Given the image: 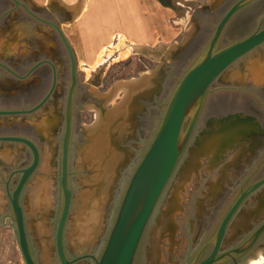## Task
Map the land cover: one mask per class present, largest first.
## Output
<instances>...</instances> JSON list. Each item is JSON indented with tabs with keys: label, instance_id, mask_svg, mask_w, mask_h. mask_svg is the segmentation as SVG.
Segmentation results:
<instances>
[{
	"label": "rangeland",
	"instance_id": "obj_1",
	"mask_svg": "<svg viewBox=\"0 0 264 264\" xmlns=\"http://www.w3.org/2000/svg\"><path fill=\"white\" fill-rule=\"evenodd\" d=\"M238 1L211 0L204 7H199L195 4L183 3L181 0H159L162 6L175 12L174 21L177 24L182 25L185 17L189 19L191 25L188 33L176 40L173 48L163 51L159 56L155 51L151 53L150 50L146 52L140 50L135 56L130 57L127 63L117 64L112 63V59H105L90 73L83 71L87 68L82 63V58L87 51L85 37H83L87 29L82 31L79 27H73L69 31V38L74 45L72 47L77 53L79 62H76L77 87L74 90L75 97L71 116L72 142L68 157V188L72 199L64 230V242L68 251V258L72 259L82 255L98 256L101 253L123 192L156 132L165 105L176 83L204 52L215 27L225 13ZM101 13L99 11V14ZM246 15H250V20L240 26L234 34L230 33V28L234 24H241ZM263 16L264 0L253 1L238 12L235 18L233 17L234 19L224 31L219 48L226 47L251 33ZM108 17L107 25H104V21L97 15L93 16L94 21L89 24L92 29L89 40L91 42L98 40L97 46L93 47L94 52L101 49L109 40H100L99 34L103 28L109 34L121 31V26L117 24L118 21L113 14L109 13ZM60 48H58L59 51ZM241 60L237 61V65ZM34 63L27 62L19 68L12 62L9 65L16 74L23 75ZM110 68L109 74L111 75L109 76H112L111 79L113 80L106 86L108 87L107 90H110V94L117 88L119 81L132 79L138 72H143L145 69L153 71L154 81H158V79L162 81L159 94L154 92L152 102L143 104L135 140L125 142V146L131 150L127 159L130 165L128 169L121 172L120 176H117L115 171L119 158L116 157L117 153L113 143L108 141V137L103 132L105 128L100 118V112L103 111L102 105H104L100 100L103 93L107 91L104 89L102 80ZM7 80L9 83L5 88V94L0 97V107H6L4 109L13 110L17 106L30 108L46 93V86L39 88L37 82L35 83L37 88H32L30 87L31 84L23 85L12 77ZM240 87L238 81H234L232 87V84L228 82L226 71H224L209 87L197 130L203 127L211 129L208 123L213 115L212 105L217 104L224 108L225 104L231 102L232 95L234 102L239 101L242 97L239 94ZM242 91L245 93L246 89L243 88ZM249 92L252 93V91ZM19 94H24V102L19 101ZM245 98L247 97L245 96ZM259 100L264 101V98L261 96ZM257 101L256 99L254 103ZM112 106L108 107V110L113 111L117 107L116 104ZM224 116L225 114L221 117ZM45 119L41 120V126L45 124ZM27 120L32 126L31 118H27ZM17 121L16 117H0V125H6V127L1 126L0 135L20 133L15 124ZM49 121L52 122L51 119ZM41 130L40 134L44 135V130ZM23 133L35 139L32 130L26 128ZM96 133L99 134L98 137ZM42 135L40 136L43 139ZM91 135L93 138H97L93 145L88 144ZM50 139V137H47L46 140L43 139L42 144L44 145L41 146L39 166L24 188L20 201L26 232L36 264H59L55 255L54 237L61 211L60 145L58 148L56 145L55 148V144H52ZM194 140L199 141L200 138H197L196 135ZM6 148L7 146H2L0 150L6 151ZM98 149L100 152H96ZM47 150L51 152L48 154ZM0 154H4V152H0ZM197 154L199 152L195 151L193 144H191L182 159V165L186 168L185 173H183V168L176 171L161 199L163 205L169 206L170 201L167 198L174 195L178 208L169 218L164 217V214L161 213L164 208H158L155 213L156 218H152L145 230L134 264H181L178 263V260L183 258L186 248L191 249L190 253L192 254L205 237L211 233L214 220L217 219L218 221L219 217L223 215L239 185L248 176L235 175L237 173L233 174L231 171L227 174L218 175L219 167L214 168L209 173V168H200V162L203 159L199 158ZM201 155L203 153L199 154V156ZM209 160L207 157L205 162L208 163ZM29 162V158L23 161L0 158V264H24L18 247L10 206L7 200L3 199L1 184L6 180L7 173L10 172L11 168L17 169L28 165ZM209 162L211 164L208 165L214 166L216 159ZM253 177L252 180L255 181L264 178V174ZM16 184L17 177L12 180L10 191ZM38 191L40 192L39 196ZM213 206H217V210L212 211V216L207 219ZM252 219L262 222L264 220V208L248 215L245 219L246 225L241 230L248 231ZM168 222L173 223L174 232L172 235H168L169 232L166 228ZM204 222H207L209 227L201 232ZM235 225L236 222L231 224L226 243L235 241L233 239ZM239 241L241 242L243 239ZM225 247L224 249H227ZM259 254L264 256V236L240 264H247L249 260L255 259ZM76 264H86V261Z\"/></svg>",
	"mask_w": 264,
	"mask_h": 264
},
{
	"label": "crops",
	"instance_id": "obj_2",
	"mask_svg": "<svg viewBox=\"0 0 264 264\" xmlns=\"http://www.w3.org/2000/svg\"><path fill=\"white\" fill-rule=\"evenodd\" d=\"M99 11L102 13L99 14ZM109 13L113 14L118 21L117 24L121 26V31L109 34L104 28H101L100 40H109L101 49H97V52L95 50V53L93 47L97 46L98 40L93 42L89 40V35L92 34L89 24L94 21L93 16L97 15L104 21V25H107ZM175 17V12L162 6L159 0H0V97L5 94V88L9 83L7 79L9 77L15 79L18 75L13 69H10L11 62L19 68L27 62L36 63L40 59L57 60L58 48L63 42L51 25L59 29L75 62H79V60L74 47H72L74 45L69 38V31L73 27H79L82 31L87 29L83 35L87 51L82 58V63L85 64L83 66L89 68L90 64L93 65L103 51H105L101 58L103 61L112 59V63H118L120 61L118 56L127 50L129 51L128 57L135 56L140 50H144V52L150 50L151 53L155 51L159 56L163 51L173 48L176 40L186 35L191 25L187 17L182 21V25L174 21ZM136 46L141 49L137 51ZM109 53L111 55L108 57ZM263 70L264 68L257 65L239 79H234L236 77L234 76L233 81L240 82L239 94L242 97L239 101L234 102L232 95L231 102L225 104L224 108L213 104L211 109L213 115L208 123L210 128L217 131L216 120L222 115L233 111L245 112L246 105L254 104L256 98L260 102L261 96L264 98V88L256 90L264 83ZM26 78L23 85H30L33 77L26 75ZM246 78H249L256 88L249 89L252 93L249 91L247 93V89L244 87ZM227 79L229 80L228 76ZM158 81H154L152 70L145 69L143 72H138L132 79L119 81V85L112 94H110V90L103 93L100 101L104 105H102L103 111L100 112V118L106 129L103 131L104 134L115 147L116 157L119 158L118 164L129 158L131 150L125 146V142L135 140L143 104L152 102L154 92L159 94L162 87V81ZM243 88L246 89L245 93L242 91ZM261 103L264 104V101ZM115 104L117 107L112 109L113 111L108 110V107H113L112 105L115 106ZM4 108L6 107H0V109ZM44 123L45 134L40 135L46 140L47 137H50L49 118H46ZM43 126L40 125L41 128ZM99 134L96 133L97 137ZM205 136L200 140V145L195 151H198L199 154L203 153L201 156L197 154L199 158L203 159L200 162V168H209L208 171L212 172L214 168L219 167L222 159L227 158L234 134L216 132ZM95 139L97 138H93L91 135L88 144L93 145ZM239 143L238 141L237 145H240ZM243 148L238 156L229 157L230 162H226L224 169H232V173L241 172L239 169L245 166L243 159L246 147L243 146ZM96 152H100V149ZM207 157L210 159L209 161L216 159L214 166L208 165L211 164L209 161L205 162Z\"/></svg>",
	"mask_w": 264,
	"mask_h": 264
},
{
	"label": "water",
	"instance_id": "obj_3",
	"mask_svg": "<svg viewBox=\"0 0 264 264\" xmlns=\"http://www.w3.org/2000/svg\"><path fill=\"white\" fill-rule=\"evenodd\" d=\"M253 1L255 0H239L225 13L215 27L204 52L176 83L165 105L156 132L127 183L112 227L105 240L104 248L97 258L86 255L70 260L64 251L63 236L72 200L71 192L68 188V146L71 129L72 100L75 90V64L72 52L59 29L51 25L61 38L68 53L72 74L66 108V132L62 141L60 162L59 187L61 192V211L54 237L55 253L59 264H75L84 259L92 260L93 264L134 263L140 241L153 210L193 134L209 87L236 60L264 43L263 28L245 39L219 48V43L229 21ZM36 67H33L30 72ZM47 99L48 96L33 110L22 113L30 114L34 112ZM18 114L20 112L0 111V117L16 116ZM0 142L22 143L32 153L31 164L18 172L20 177L13 192L9 194L7 188L6 190L12 221L17 235L18 247L24 264H36L28 241L20 198L28 180L36 171L39 163L38 153L34 145L24 139L0 137ZM262 185H264V179L239 194L232 207L221 220L216 233L210 241V244H213L214 247L211 255L202 262H198L200 256L198 254L190 264L235 263L236 259L249 251L264 232V224L236 249L219 256L217 255L226 226L237 208L250 193Z\"/></svg>",
	"mask_w": 264,
	"mask_h": 264
},
{
	"label": "flooded vegetation",
	"instance_id": "obj_4",
	"mask_svg": "<svg viewBox=\"0 0 264 264\" xmlns=\"http://www.w3.org/2000/svg\"><path fill=\"white\" fill-rule=\"evenodd\" d=\"M232 20L233 19H231V21ZM249 20H250V15H248V16L246 15L242 19L241 24L240 23L237 25L234 24V26L230 28V33L234 34L235 31L238 30V28L240 26H243ZM228 24H227V26H228ZM263 28H264V16L261 18V20L259 21L257 26L253 29V31L251 33H249L248 35H246L245 37H243L242 39L247 38L248 36L252 35L254 32L260 31ZM242 39H240V40H242ZM236 41H239V40H236ZM236 41H234V42H236ZM234 42H232V43H234ZM232 43H230V44H232ZM60 47H61L60 48L61 50L60 51L58 50L59 52H58L57 60H48V59L37 60V62L34 63V65L32 66V67H35V66H37V67L32 72H30V70L32 69V67H31L23 75H16L15 79L22 84H23V81H25L27 79L26 75H30V77L32 76L33 77L32 83L30 85V87H32V88H37V86H35L36 82H37V85L39 84V86H38L39 88L40 87L43 88L44 86H46V88H45L46 93L43 95V97L34 106H32L30 108L17 106L16 109H13V107H12L13 110H11V109L10 110L0 109V111L20 112V114H18L16 116H7V117H16L18 119V121L15 124H16V127H18V130L20 131V133L12 134V135H2V136L0 135V137H5V138L16 137V138H20V139H24V140L29 141L36 148V151H37L38 157H39V161H40L41 152H42L41 146L44 145V144H42L44 141H43L42 137L40 136V130L44 128V126L42 128L40 127L41 120L44 118H49L52 121V122H50V133H49L50 138H51L50 140H51L52 144H55V148H56V145H57V148L60 145V148H59L60 159H61V152H62V141H63L64 135L66 132V108H67L68 93H69V89H70L71 81H72V74H71V64H70V59H69L68 53H67V51H66V49L62 43L60 44ZM239 60H241V62L237 65V61H239ZM74 64H75V66H74V78H75V90H76V87H77V70H76L75 59H74ZM257 65H260V67L262 69L264 68V43L262 45L258 46L257 48L253 49L252 51H250L249 53H247L246 55H244L240 59L236 60L232 65H230L225 70L226 75L229 78L228 82L231 83L232 87H233V82H234L233 80L234 79L241 78V76L243 74H246V72H248V70H250L253 67H256ZM262 74H264V72H262ZM105 76H106V74L104 75V77ZM234 76H236L237 78L236 77L234 78ZM104 77H103L102 82L104 81ZM244 87L247 90L256 89L252 85V82L250 81L249 78L245 79ZM263 88H264V83L260 87H258L256 90H261ZM47 96H48V99L40 108H38L37 110H35L34 112H32L30 114L22 113V112H27V111L33 110ZM74 97H75V94H74ZM74 97L72 100V112H73ZM18 99L20 102H24V94H19ZM244 111L245 112L233 111V112L227 113L224 117L218 118L216 120V122L218 124V130L217 131L213 130L212 128L211 129H209V128L205 129V127L197 130V127L199 124L198 122L200 120L201 115L199 116V119L195 125V129L193 131V134H192V136H191V138H190V140H189V142H188V144H187V146L183 152V155L181 156L173 174L171 175L168 183L166 184V186H165V188H164V190H163V192H162V194H161V196H160V198H159V200H158V202H157V204L153 210V213L149 219L148 224L150 223V221L152 220L153 217L156 218L155 213L158 211L159 207H160V209L164 208L161 211V213L164 214V217H166V218H169V216H171L172 213H174V211L177 210L178 206L174 200V195H171L170 197L167 198L168 201H170L169 206H167L165 204L163 205V203L161 202V199H162V196L164 194V191L168 187V184H169L170 180L172 179V177L174 176V174L176 173V171H178V169L183 168V173H185L186 168H184L182 165V159L184 157L185 152L191 147V144H193V149L196 150V149H198V146L200 145V140L205 135H206L205 137H207L209 135H212L213 133L215 134L216 132H228V134H230V133L234 134V140L232 138V145L230 144V146H229L230 149L228 150V156H227V158L222 159L220 162V165L218 168V169H220V171H219L218 175H222L224 173L227 174L228 173V172H226L227 170L231 171L232 169H224L223 168L226 165V162L227 163L230 162L229 157L238 156L241 153V150L244 149L243 146L246 147V151L244 152L245 157L243 159L245 166H244V168L239 169V171H241L240 173H237L235 175H248L247 178L239 185L236 194L234 195V197L232 198V200L228 204L223 215L221 217H219L218 221H217V219L214 220L213 226H211L212 227L211 233L207 237H205V239L199 244V246L196 247L195 251L192 254L190 253L191 249L189 250V248L187 247L186 251L183 255V258H179L178 263L190 264L198 254H200L198 262H202L203 260L207 259L211 255V253L214 249L213 244H210V241H211L212 237L214 236V234L216 233L221 220L223 219L225 214L228 212V210L232 207V205L234 204V202L237 199V197L239 196V194L242 193L243 191H245L246 189H248L249 187L255 185L260 180L264 179V178H261V179H256L255 181L252 180V179H254L253 176L264 174V104H262L261 101L260 102L257 101L254 104L246 105ZM27 118H31L32 126L30 125ZM2 125L3 124L0 125V128ZM3 126L6 127V125H3ZM26 128H28V130L29 129L32 130V133L34 134L35 139H32V137H29L25 133H23ZM72 128L73 127H72V122H71L70 139H69V146H68V157H69V154L71 151L70 146H71V142H72ZM196 130H197V132H196ZM235 132H237V134H235ZM195 134L197 135V138L198 137L200 138L199 141L194 140V137L196 136ZM231 137H233V136H231ZM238 141L240 142L239 143L240 145H237ZM2 146H7V148H6V151L0 150V152H4V154H0V158H9V159L17 160V161H23L26 158L30 159V162L28 165H25V166L17 168V169L11 168L10 172L7 173L6 180H4V182L1 184L2 189H3V191H2L3 192V199L7 200V202L9 203L6 188L8 189L9 194H11L13 192V190L17 184L15 185L13 190L10 191V185L12 183V180L17 177V183H18V180L20 177L18 172L27 168L31 164L32 153L29 150V148L22 143L0 142V148ZM56 151L58 152V150H56ZM50 152H51L50 150H47L48 154ZM235 159H233V160H235ZM128 162L129 161L127 159H125L121 163L116 165L115 171H116L117 176H120L121 172H123L125 169L129 168L130 164ZM38 166H39V163H38ZM38 166H37V168H38ZM37 168H36V170H37ZM203 174H205V173H203ZM23 191H24V189H23ZM23 191H22V193H23ZM230 191H232V189H230ZM21 198H22V196H21ZM21 198H20V201H21ZM260 208H264V185L260 186L255 191L250 193L242 201V203L239 205V207L237 208V210L234 213V215L232 216L231 220L228 222L226 229L224 231V235L220 241V244L218 247V252H217L218 256L225 254V253H228V252L236 249L240 245H242L248 238H250L256 232V230L259 227H261L264 224V220L262 222H260L259 220L252 219V221L249 224L251 226L250 229L246 232L241 230V228L246 225V221H245L246 217H248V215H250L252 212L253 213L258 212V209H260ZM214 210L215 211L217 210V206H213V208L210 209V211H209L210 213L208 214L207 219L212 216V214H213L212 211H214ZM235 222H236V225L234 227L235 236L233 238V239H235V241H231V242L228 241L229 243H226L227 233L230 229L231 224L235 223ZM148 224L146 226V229L148 227ZM172 224L173 223L168 222L166 225L167 231L169 232L168 235H172V233L174 232V228H173ZM208 227H209V225L207 224V222H204L202 227H201L202 229L200 231L202 232V231L206 230ZM144 233H145V231H144ZM144 233H143V235H144ZM263 236H264V232L257 239V241L249 249L248 252H246L243 256L236 259L235 263H228V264H240L242 261H244V259L250 254V252L254 249V247L256 246L258 241ZM240 239H243V241L240 242L239 241ZM28 241H30L29 238H28ZM140 243H141V241H140ZM29 244H30V242H29ZM63 244H64V251H65V254L67 256L68 251H67V248L65 246L64 236H63ZM225 245H227V246L225 247ZM139 246H140V244H139ZM224 247L227 249H224ZM31 251H32V249H31ZM32 253H33V251H32ZM55 255H56V253H55ZM82 256H86V255H82ZM88 256H93L95 258L98 257L97 255H88ZM33 257H34V254H33ZM68 259H70V258H68ZM82 261H86V264H93L92 260H90V259H84ZM79 262H81V261H79Z\"/></svg>",
	"mask_w": 264,
	"mask_h": 264
},
{
	"label": "bare ground",
	"instance_id": "obj_5",
	"mask_svg": "<svg viewBox=\"0 0 264 264\" xmlns=\"http://www.w3.org/2000/svg\"><path fill=\"white\" fill-rule=\"evenodd\" d=\"M134 48H135V47H134ZM135 49L138 51V50L141 49V47H137V46H136ZM104 52H105V51L101 52V53L99 54L97 60L95 61V63H94L93 65H91L89 68L85 69L84 71L90 73V72H92V70H94L96 67H98L99 65H101V63L103 62V59H101V58H102V56H103L102 54H104ZM110 55H111V54L109 53V54H108V57H109ZM128 55H129V51H128V50L125 51V52H122V53L118 56V58H119V60H120V61H118V62H123V61L129 59L130 57H128ZM116 60H118V59H116ZM116 60H115V62H116ZM88 75H89V74H88ZM38 192H39V191H38ZM39 195H40V192H39L38 196H39ZM175 195H176V194H175ZM247 264H264V256L261 255V254H259L258 257H256L255 259H251V260H249V261L247 262Z\"/></svg>",
	"mask_w": 264,
	"mask_h": 264
},
{
	"label": "trees",
	"instance_id": "obj_6",
	"mask_svg": "<svg viewBox=\"0 0 264 264\" xmlns=\"http://www.w3.org/2000/svg\"><path fill=\"white\" fill-rule=\"evenodd\" d=\"M129 60H130V58L129 59H127V60H125V61H123V62H118L117 64H119V63H127V62H129ZM116 64V65H117ZM146 68H148V67H146ZM110 71H111V68L106 72V76L104 77V81H103V83H104V89L105 90H107L108 89V87H106V86H108L111 82H112V80L113 79H111V78H113L112 76H109V75H111V74H109L110 73ZM115 76V75H114ZM107 79H109V81H107Z\"/></svg>",
	"mask_w": 264,
	"mask_h": 264
},
{
	"label": "built area",
	"instance_id": "obj_7",
	"mask_svg": "<svg viewBox=\"0 0 264 264\" xmlns=\"http://www.w3.org/2000/svg\"><path fill=\"white\" fill-rule=\"evenodd\" d=\"M185 3H191V4H195L198 6H204L206 4H208L211 0H182Z\"/></svg>",
	"mask_w": 264,
	"mask_h": 264
}]
</instances>
